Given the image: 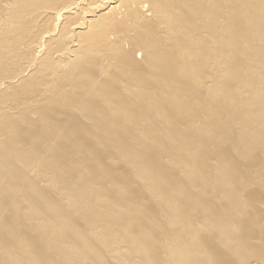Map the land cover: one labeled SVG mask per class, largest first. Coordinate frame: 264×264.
<instances>
[{"label":"bare ground","instance_id":"1","mask_svg":"<svg viewBox=\"0 0 264 264\" xmlns=\"http://www.w3.org/2000/svg\"><path fill=\"white\" fill-rule=\"evenodd\" d=\"M260 3L264 0H0V104L8 107H0V125L6 132L4 137L10 138L6 142L0 139V150L5 147L12 152L17 150L20 141L16 138L31 134L27 127L35 128L33 121L37 120L40 134L52 138L47 156L32 157L46 160L49 166H58L65 162L62 157L73 155L78 161V169H73L76 174L81 167L79 164L84 163L87 175L73 188L78 192L76 200L81 209L94 212L90 202L93 191L89 187L99 156L90 150V141L109 139L113 135L109 129L111 124L138 129V121L148 120L152 124L153 143L142 144L145 150L134 161L135 166L132 165L141 167L144 177L151 179L152 188L166 196L165 187L152 178L154 162L150 160L153 152H159L161 144L155 114L176 124L184 108L195 106L201 83L194 77L210 67L212 60L220 62L219 68L216 61L213 63L216 74H211L217 84L215 91L228 88L231 74H221L222 59L229 47H238L245 30L243 24L255 18ZM256 25L255 22L247 30L253 33ZM263 53L264 50L255 49L251 57L257 60ZM262 89L264 77L254 91ZM173 90L185 91L187 96L179 102L159 99V91ZM233 98L230 95V99ZM247 107L248 103L242 101L228 109V105L217 100L210 108L211 119L220 129L222 138L218 139L234 141L221 153L228 165L232 162L228 173L223 175L225 181L236 183L235 180H240L238 175L248 177L252 173L250 169L261 168L264 163V134L250 137L248 125L237 121V116ZM54 122L56 126H52ZM125 133L122 129L121 135ZM58 137L63 140L53 143L58 142ZM248 138L259 141L256 145L260 148L256 154L242 160L249 170L243 172L236 163L235 153L243 146H251L252 140L245 141ZM114 146L121 147L122 143ZM110 148L115 149L112 145ZM125 153L134 152L126 149ZM117 156L130 161L124 154ZM18 163L29 164L27 153L21 157L0 153V172L5 177L0 188V240L6 237L5 248L19 249V253L6 262L0 257V264H61L56 254L58 248L50 239L52 230L56 231L55 238L64 236L72 240L74 250L87 249L89 254L82 259L83 264H93L92 255L97 264H108L96 259L94 254L99 252V247L93 248L84 238V230L73 214L65 213L44 193L35 191L38 199L29 203L34 207L17 215L21 208L19 194L10 187L15 178H9L5 172H13ZM113 180L118 178L113 177ZM260 183L261 187L249 203L254 204L256 214L263 216L264 177ZM184 185L183 181L173 183L174 205L166 197L161 198L159 205L169 204L175 210L188 200L195 201L198 196L184 190ZM175 186L180 198L174 197ZM198 203L206 202L200 197ZM206 204L209 217L206 213L193 215V219L201 223V227L197 226L200 229H192L197 250L184 248L181 242L174 248L159 250L157 259L147 249L154 247L146 239L151 236L150 232L158 238L159 228L142 226V221H133L131 214L122 215L119 237H125L127 243L138 248L148 264H155L154 259L159 260V264H167L168 257L173 264H264V245L251 243L255 236L248 232L247 222H237L238 235L243 238L237 246L227 247L217 235L220 221L217 208ZM201 216L209 219L206 224ZM111 221L108 225L115 229ZM191 222L189 218L180 225L190 227ZM34 224L40 232L32 236L30 229ZM180 238L182 241V236ZM257 239L264 242V229L258 232ZM254 245L258 247L256 251H253ZM200 250L207 254L204 262L197 257Z\"/></svg>","mask_w":264,"mask_h":264},{"label":"rangeland","instance_id":"2","mask_svg":"<svg viewBox=\"0 0 264 264\" xmlns=\"http://www.w3.org/2000/svg\"><path fill=\"white\" fill-rule=\"evenodd\" d=\"M255 22L257 23L256 29L251 33L247 28ZM243 26L245 30L238 47L234 49L229 47L226 56L222 59L221 74H231V83L228 88L224 91H215L217 84L214 83L211 74L213 76L216 74L213 63L216 61V66L219 68L220 62L212 60L210 67L194 77L201 83L198 87L195 106L184 108L183 116L179 114V120L174 125L163 116L155 114L154 119L159 128L158 139L161 144L159 152H153L150 160L154 162L152 178L165 187L166 196L158 194L152 188L151 179L144 177V170L141 167L132 165L135 166L134 161L139 159V154L141 157L145 150L142 144L153 143L150 121H138L136 123L138 129L128 125L122 127L111 124L109 129L113 135L109 139L102 141L94 138L95 140L90 141V150L92 153L96 152L99 160L95 168V173L98 172V174L94 173L90 176L89 189L93 191L90 195V202L95 211L89 212L81 209L79 201L76 200L78 192L73 188L79 179L87 175L88 168L81 163L79 172L76 174L73 169L74 167L78 169V161L73 155L62 157L65 162L58 166H49L46 160L32 157L33 155L47 156L49 140L52 138L41 135L39 132L41 126L38 125L40 122L34 120L35 128L27 127L31 134L16 138L18 142L20 141V147L17 150L12 152L6 147L0 150L2 154H16L21 157L27 153L28 156V165L18 163L13 172H5L9 178H15V183L10 184V187L19 194L21 208L16 212L17 215L25 214L27 209L34 207V204L29 203L38 199L34 195L35 191L44 193V196H48L56 206L62 207L65 213L73 214L84 230V238L89 240L93 248L99 247V252L94 254L96 259L99 262L105 260L108 264L110 263L107 259L111 264H148L138 248H133L132 244L127 243L125 237H119L122 215L126 217L131 214L133 221H142V226L159 228L158 238L150 232L151 236L146 239L149 245L154 247L147 249L151 250L157 259H159V250L174 248L181 242L184 248L197 250L199 247L195 242L192 229H200L201 223L197 222L196 218L193 219V215L206 213L209 217L210 210L206 203L215 205L217 208L220 218L217 224L219 227L217 235L222 239L223 245L237 246L242 240L243 237H239L240 230L236 225L240 221L247 222L248 232L255 236L251 239V243L264 245V242H259L258 239L256 241V235L264 229V215L256 214L254 204L249 203V199L252 200L256 190L261 187L260 180L264 177V163L261 168L250 169L252 173L248 174V177L238 175L237 178L240 180H235L236 183L232 180L225 181L223 175L228 173L232 162L228 165L221 153L227 146L233 145L234 141L218 139L221 137L220 129L211 119L210 113V108L215 106L217 100L221 101L224 106L228 105V109L237 107L242 101L247 102L248 107L243 114L237 116V121L241 125L242 123L248 125L247 131L250 137L255 138L264 134V89L254 91V87L260 86L264 77V53L257 60L251 57L255 49L264 50V40H261L264 36V3L258 5L255 18ZM258 79L260 80L257 81ZM230 95L234 98L230 99ZM186 96L185 91L173 90L167 93L159 91V99L167 101L179 102ZM0 107L8 109L4 104H0ZM228 109L226 108L224 112L226 113ZM56 125L57 122H54L52 126ZM122 129L126 130L124 135H121ZM237 130L241 131L240 128ZM4 136L6 132L0 125V139L4 142L9 141L10 138ZM62 140L63 137H58V142L54 140L53 143H59ZM249 140L252 139L248 138L245 141L250 142ZM252 141L251 146H243L235 153L236 163L243 172L249 170L246 168L248 164L242 160L250 158L260 148V145H256L259 141L256 139ZM118 142L122 143L121 147L114 146ZM111 145L116 150L110 148ZM126 149L134 153L127 155ZM119 153L126 155L130 161L118 157ZM113 177H117L118 180H113ZM4 179V174L0 172V188L3 186ZM175 181L185 182L184 190L186 188L198 197L195 201H186L174 210L169 204L159 205V203L161 198L166 197L174 205L172 185ZM176 187H174V197L180 198L175 191ZM29 191L31 192L29 196H22ZM200 197L206 203H198ZM82 200L85 201L84 195ZM189 218L193 221L190 227L180 225ZM111 219V223L113 222L116 226L115 229L108 225ZM201 220L206 224L209 219L201 216ZM198 225L200 227H197ZM38 231L40 232V229L34 224L30 229V235L34 236ZM55 232L51 231L50 239L53 240L54 247L58 248L56 254L60 256L61 264H83L82 259L89 254L86 253L87 249L74 250L72 240L64 236L55 238ZM180 236L183 238L182 241ZM110 239L115 241L110 242ZM7 240L6 237L0 240V244L3 243L0 246V257L5 262L19 253L18 248H5ZM255 247L254 245L253 251L258 248ZM160 257L166 258V256ZM197 257L199 261L204 262L207 254L200 250ZM91 258L93 264H97L93 255ZM172 261L168 257L167 264H173ZM154 262L159 264V260L154 259Z\"/></svg>","mask_w":264,"mask_h":264}]
</instances>
